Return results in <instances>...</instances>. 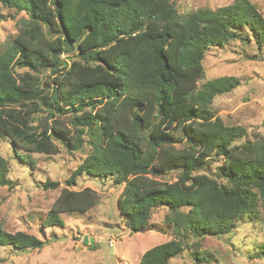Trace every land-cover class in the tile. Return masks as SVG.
<instances>
[{
	"label": "trees",
	"instance_id": "16d2710c",
	"mask_svg": "<svg viewBox=\"0 0 264 264\" xmlns=\"http://www.w3.org/2000/svg\"><path fill=\"white\" fill-rule=\"evenodd\" d=\"M0 5L28 16L0 49V137L47 155L60 153L56 142L78 152L85 136L91 147L43 228L63 227L60 214L100 202L90 188L72 189L84 175L124 186L118 206L132 233L142 232L156 210H167L174 239L147 250L140 264H170L188 240L230 234L241 217L264 213V139L228 125L214 109V100L241 81L224 76L201 84L210 48L249 38L240 31L247 27L264 39V16L250 0L186 13L170 0ZM215 163L217 178L203 173ZM9 171L0 154V187L15 186ZM172 172L174 182L166 180ZM0 246L39 250L45 242L0 222ZM259 248L264 255V243ZM194 257V264L211 262L199 252Z\"/></svg>",
	"mask_w": 264,
	"mask_h": 264
},
{
	"label": "rangeland",
	"instance_id": "374dc122",
	"mask_svg": "<svg viewBox=\"0 0 264 264\" xmlns=\"http://www.w3.org/2000/svg\"><path fill=\"white\" fill-rule=\"evenodd\" d=\"M180 12L198 9H217L235 0H170ZM264 16V0H250ZM0 49L18 32L25 12L17 13L0 5ZM245 40L212 47L204 59L205 79L201 84L219 77H236L241 84L233 92L214 100L216 114L228 125L246 128L250 137L264 139V39L260 41L248 27L241 29ZM20 73L28 69L18 70ZM33 74V72H30ZM50 72L39 75L49 79ZM43 113L38 116L43 117ZM87 142V137H84ZM84 143L78 152H68L56 142L59 154L30 153L15 146L7 136L0 137V154L10 166L8 178L15 183L10 189L0 187V222L10 232H26L45 242L42 249L19 250L0 246V264H140L143 254L174 239L170 226L165 224L167 210L154 212L149 224L140 233H132L121 215L118 199L124 186L114 184V178L84 175L77 179L73 190L90 188L100 195V202L87 212L60 214L64 226L43 228L42 224L66 181L91 152ZM181 147V146H180ZM215 163L207 168L208 175L217 178ZM172 172L166 180L176 181ZM47 181L59 182L57 189L44 188ZM264 243V213L246 215L237 228L221 237L188 240L185 252L170 264H194L199 252L209 264H264L259 246Z\"/></svg>",
	"mask_w": 264,
	"mask_h": 264
}]
</instances>
